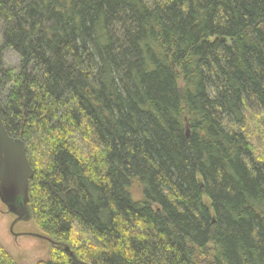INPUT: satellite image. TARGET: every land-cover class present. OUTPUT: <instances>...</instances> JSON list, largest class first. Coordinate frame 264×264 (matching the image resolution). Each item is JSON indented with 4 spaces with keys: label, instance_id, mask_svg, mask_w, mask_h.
Here are the masks:
<instances>
[{
    "label": "trees",
    "instance_id": "trees-1",
    "mask_svg": "<svg viewBox=\"0 0 264 264\" xmlns=\"http://www.w3.org/2000/svg\"><path fill=\"white\" fill-rule=\"evenodd\" d=\"M0 102L38 264H264V0H0Z\"/></svg>",
    "mask_w": 264,
    "mask_h": 264
},
{
    "label": "water",
    "instance_id": "water-1",
    "mask_svg": "<svg viewBox=\"0 0 264 264\" xmlns=\"http://www.w3.org/2000/svg\"><path fill=\"white\" fill-rule=\"evenodd\" d=\"M3 112L0 102V203L6 208L7 213L17 218L16 220H23L26 216L31 217L28 209V190L33 170L27 160L24 143L10 137L6 132L2 122ZM34 237L51 245H58L44 236ZM65 250L69 251L67 247Z\"/></svg>",
    "mask_w": 264,
    "mask_h": 264
},
{
    "label": "rangeland",
    "instance_id": "rangeland-1",
    "mask_svg": "<svg viewBox=\"0 0 264 264\" xmlns=\"http://www.w3.org/2000/svg\"><path fill=\"white\" fill-rule=\"evenodd\" d=\"M6 61L9 62L7 65L16 63L9 57ZM24 218L26 219L17 222L13 228L14 233L24 232L43 236L37 231L31 217L26 216ZM13 219V216L8 214L6 208L0 203V246L16 264H38L40 261H45L51 252V244L32 236L15 238L10 233V225Z\"/></svg>",
    "mask_w": 264,
    "mask_h": 264
},
{
    "label": "flooded vegetation",
    "instance_id": "flooded-vegetation-1",
    "mask_svg": "<svg viewBox=\"0 0 264 264\" xmlns=\"http://www.w3.org/2000/svg\"><path fill=\"white\" fill-rule=\"evenodd\" d=\"M9 214V213H8ZM11 215V214H10ZM13 216V215H12ZM13 222L12 224L10 225V228H12V232H10L15 238H18V237H22V236H32L34 237L35 235L34 234H30V233H24V232H20V233H14L13 232V228L15 227V225L17 224V222L19 223V221H22L21 220H16L17 218L15 216H13ZM35 238V237H34Z\"/></svg>",
    "mask_w": 264,
    "mask_h": 264
}]
</instances>
